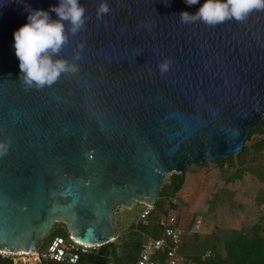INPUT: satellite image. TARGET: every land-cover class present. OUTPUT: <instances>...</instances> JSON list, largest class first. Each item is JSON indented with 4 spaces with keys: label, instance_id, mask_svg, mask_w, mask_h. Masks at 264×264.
Masks as SVG:
<instances>
[{
    "label": "water",
    "instance_id": "water-1",
    "mask_svg": "<svg viewBox=\"0 0 264 264\" xmlns=\"http://www.w3.org/2000/svg\"><path fill=\"white\" fill-rule=\"evenodd\" d=\"M57 3L0 0L3 256L36 253L55 224L92 249L113 242L116 209H153L168 175L240 156L264 119V9L208 25L182 23L199 7L183 0H106L99 18L101 0H80L84 26L54 57L76 71L29 87L12 33Z\"/></svg>",
    "mask_w": 264,
    "mask_h": 264
},
{
    "label": "rangeland",
    "instance_id": "rangeland-1",
    "mask_svg": "<svg viewBox=\"0 0 264 264\" xmlns=\"http://www.w3.org/2000/svg\"><path fill=\"white\" fill-rule=\"evenodd\" d=\"M259 138L253 136L246 145L251 146ZM228 157L220 159V162L227 159L222 171L217 165L207 162L199 168L186 167L184 184L179 191L171 187V175L165 178L160 192L168 197L162 202L167 206L170 200L176 201V217L182 230L187 231L195 219L201 223L200 237L212 238L214 234L222 236L232 230H246L264 214V204H258L259 200H264V151L245 154L239 161ZM143 207L135 203L131 209L118 208L114 211L115 238L126 233L132 225H139L140 230L148 231L137 222ZM66 235L67 232L63 234L65 242L70 243ZM45 251L44 243L37 254L42 256ZM13 258L16 263L38 264L33 255ZM41 263L44 264L45 260Z\"/></svg>",
    "mask_w": 264,
    "mask_h": 264
},
{
    "label": "trees",
    "instance_id": "trees-1",
    "mask_svg": "<svg viewBox=\"0 0 264 264\" xmlns=\"http://www.w3.org/2000/svg\"><path fill=\"white\" fill-rule=\"evenodd\" d=\"M253 136H259L260 138L251 146H247L246 143H250ZM263 151L264 119L255 128L251 129L242 154L233 157L239 161L245 154H260ZM233 157L229 156L228 158L233 159ZM226 162L227 159H223L221 162L219 159L216 167L222 171ZM184 180L185 172L183 175L172 174L170 185L176 191H179L184 184ZM166 197L168 196L164 193H159L156 204L147 218V223L142 225L148 228V231L140 230L139 225H132L126 233L115 238L113 242L99 248H90L87 253L80 254L76 264H136L142 246V234L154 239L162 238L163 226L160 225V220L165 219L171 211L178 208L176 201L173 200H170L167 206H164L162 199ZM258 204L263 205L264 200H259ZM195 222L194 219L187 231L182 230L180 227L182 236L180 247L176 251L180 258V264H187L188 262L194 264H264V214L260 215L256 222L246 230H232L224 233V235L222 234V236L214 234L212 238H201L199 229L197 232H193L192 228ZM65 232L64 225L55 224L42 244L45 243L47 249L55 238L65 240L63 237ZM66 238L71 242L68 235H66ZM13 257L0 255V264H15L16 260ZM155 257L161 262L164 260L163 254L158 253ZM44 264L65 263L49 260L45 261Z\"/></svg>",
    "mask_w": 264,
    "mask_h": 264
},
{
    "label": "clouds",
    "instance_id": "clouds-1",
    "mask_svg": "<svg viewBox=\"0 0 264 264\" xmlns=\"http://www.w3.org/2000/svg\"><path fill=\"white\" fill-rule=\"evenodd\" d=\"M186 6L199 5L195 12L181 11L182 23L200 20L214 25L226 19L243 20L253 10L264 9V0H183ZM109 12L101 0L96 15ZM50 14H55V19ZM85 23V9L80 0H58L47 10L28 9L26 22L12 33V47L18 61V78L25 85L42 88L53 84L62 74L75 72L76 67L64 59L54 58L67 41V32L77 33ZM79 47H82L79 46ZM78 55L74 59H78ZM166 71L168 61L160 66ZM6 146L0 144V154Z\"/></svg>",
    "mask_w": 264,
    "mask_h": 264
},
{
    "label": "built area",
    "instance_id": "built-area-1",
    "mask_svg": "<svg viewBox=\"0 0 264 264\" xmlns=\"http://www.w3.org/2000/svg\"><path fill=\"white\" fill-rule=\"evenodd\" d=\"M152 209L143 207L137 222L145 225L147 218ZM176 211V210H175ZM171 211L165 219L160 220V225L163 226V237L154 239L142 234V246L136 264H180V258L176 251L180 247L182 230L178 225L176 212ZM200 222L193 225V232H197ZM90 248L71 241L66 243L65 240L55 238L47 247L45 254L38 255L37 252L32 255L35 257L38 264H43L41 261H56L64 262L65 264H76L80 254H85ZM158 253L163 254V262L155 257ZM15 264H29L27 262H19ZM187 264H194L188 262Z\"/></svg>",
    "mask_w": 264,
    "mask_h": 264
},
{
    "label": "bare ground",
    "instance_id": "bare-ground-1",
    "mask_svg": "<svg viewBox=\"0 0 264 264\" xmlns=\"http://www.w3.org/2000/svg\"><path fill=\"white\" fill-rule=\"evenodd\" d=\"M18 255H21V256H31L32 254H28V253H19Z\"/></svg>",
    "mask_w": 264,
    "mask_h": 264
}]
</instances>
